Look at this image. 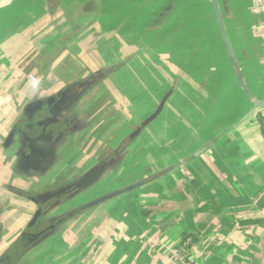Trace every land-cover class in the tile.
<instances>
[{"label":"crops","instance_id":"1","mask_svg":"<svg viewBox=\"0 0 264 264\" xmlns=\"http://www.w3.org/2000/svg\"><path fill=\"white\" fill-rule=\"evenodd\" d=\"M87 1L0 3V73L21 70L25 82L15 91L26 94L22 101L32 92L42 93L41 102L67 95L55 113L46 111L52 126L31 136L24 154L0 146V260L18 248L7 264H171L168 248L190 237L197 264H264V10L255 0H217L226 47L211 0H98L104 17L96 27L120 37L99 41V58L134 44L131 55L145 56L140 74L152 90L145 122L165 115L162 142L147 160L159 155L160 162L148 164L147 176L122 180L123 161L109 163L106 147L94 142L79 153L82 136L101 130L110 139L121 130L102 116L108 101L100 96L124 89L103 82L108 70L125 74L123 58L117 67L98 63L83 44L86 14L73 9ZM125 29H132L130 44ZM191 45L203 48L185 49ZM175 86L184 95L170 93ZM25 235L34 243H24Z\"/></svg>","mask_w":264,"mask_h":264},{"label":"rangeland","instance_id":"2","mask_svg":"<svg viewBox=\"0 0 264 264\" xmlns=\"http://www.w3.org/2000/svg\"><path fill=\"white\" fill-rule=\"evenodd\" d=\"M6 0H0L1 4H4ZM87 5V6H86ZM101 4L98 2V0H90L87 1L86 4H80L76 5V7L73 9L75 10L76 17H79L80 15H85L87 19L85 22H87V37L83 38L82 42L88 43V46L90 45V49L92 55H95L97 58V62H101L102 64L109 63L115 67L117 65H120V60L124 61V73L125 74H120V76L116 75L111 77V72L112 69L108 70L109 75L105 77L103 82L105 84H113L114 87L119 84L120 87L121 85L124 86L123 91H115L114 88L112 87V90L107 89L103 93L101 92L102 96H100L102 99L105 101H108L107 107H105L102 110V116L110 117L109 118V123L114 122V125L112 127L117 126V120L120 122V127L121 130L123 128L124 131H130L128 136H130L128 139H125L126 141H123L122 136L126 135V132H118L112 131L109 132L108 134L115 135L112 136L110 139H104V134L100 133L101 130H94V137L91 139L90 134L86 136V139L84 140V137L82 136L80 139H82V145L84 147L80 148V154L88 151L87 149L92 146V144L95 142V144H99L101 146L102 150L106 147L108 149V155L107 158H109V163H116L117 160L118 162H122L123 164V171L122 173L119 174V177L122 178V180H127L133 176H147L149 171H148V164L154 166L153 164L160 162V156H157V159H152L150 161H147L149 158V152L152 150H155L153 147L157 146V143L159 144L160 139L157 137H163L164 136V130H163V125H161V119L164 115H160V118L157 121L152 122L151 124L145 123L147 121L148 116H146L145 119L142 121H134L138 120L135 112H138V108H143L145 111L148 112V102H147V97L149 94H151L152 97V90L149 92L147 85H149V79L150 77H144V74H140L143 72V69L147 68V61L144 59V55H131V51L134 50L138 51L135 46H126L124 50H119L120 55H101V59L98 56V52L96 51V44L102 40L110 41L113 40V38L116 36L117 39H119V35H116V31H110V34H101L100 32L102 31L98 27H96V21L103 19V11L101 10ZM86 6V7H85ZM74 17V14H73ZM90 22V23H89ZM93 23V26L91 25ZM79 25V24H78ZM80 26V25H79ZM84 27H79L75 26V28L72 31H80ZM111 30V29H110ZM132 29H125V42L127 43H132V38L133 35L129 31ZM90 31V32H89ZM135 35V34H134ZM115 41V40H114ZM120 41V40H119ZM143 45V43H141ZM84 46V45H83ZM139 51L143 53L145 51L144 47L141 48ZM135 54V53H134ZM19 60H14L13 65H16L14 67H22L20 65V58L19 56L17 57ZM26 61V60H25ZM126 63V64H125ZM146 63V64H145ZM101 66V65H100ZM103 67V66H102ZM101 67V68H102ZM121 67V68H122ZM15 68V69H16ZM121 68L119 67V72H121ZM12 69V68H11ZM5 69H2V71ZM117 70V69H116ZM1 71V72H2ZM115 71V70H114ZM11 72V73H10ZM17 74L15 73L14 68L11 71H8V73L5 75L4 72L0 73V117H3L0 121V146L4 147H10L14 148L16 153H18V156L24 154V150L27 148V143L30 139L31 136H34L36 132H39L40 127L37 125L38 117L44 116L46 113L42 112L39 110V113L35 110L34 112H30L31 114L28 113V107H31L30 105L32 103L41 101L42 99H37L36 96L37 94L34 92L28 93L30 97L26 101H22V97L25 96L26 94L23 92H20V90L17 92L15 91V88H21L22 85H24L25 82V77H22L21 75V70L17 69ZM122 75V76H121ZM111 77V78H110ZM98 78V77H97ZM154 78V77H153ZM156 78H160L161 82L164 83V77L158 76ZM109 79V80H108ZM15 80L13 82V86L10 85L11 81ZM14 83H16L14 85ZM117 83V85H116ZM151 87L155 86L154 82L151 81ZM140 84L143 86L141 89L145 90H139ZM176 91H171L170 93L174 94H183L184 92L181 90L180 86H175ZM103 89V88H102ZM76 91L80 92L79 89H76ZM73 93V92H72ZM75 93V92H74ZM159 97L163 96L164 92L163 91H158L157 92ZM25 94V95H24ZM77 94V93H76ZM153 94H156L155 91ZM35 95V96H34ZM39 96L42 95V93L38 94ZM43 98V97H42ZM159 98V99H160ZM133 99V100H132ZM158 99V100H159ZM138 107V108H137ZM46 111L48 109H45ZM100 116V115H99ZM63 120L61 121V123ZM136 122V123H135ZM116 123V124H115ZM41 126V125H40ZM99 125L96 126V128ZM62 126L60 125V128ZM99 129V128H98ZM101 129V127H100ZM110 129V128H109ZM20 132V133H19ZM140 133V136L137 137ZM111 133V134H110ZM117 133V134H116ZM157 133V134H155ZM98 138H96V137ZM109 136V137H110ZM93 140V141H92ZM125 144L123 145V143ZM11 142V145L10 143ZM9 143V144H8ZM20 145V148H16L18 144ZM122 143V144H121ZM123 145V146H122ZM97 151V147H95ZM105 148V149H106ZM20 149V150H19ZM102 153V152H101ZM101 153H98L95 157L102 156ZM94 157V158H95ZM104 157V156H102ZM68 171H66L67 173ZM64 174V173H63ZM120 180V178H118ZM128 187V186H127ZM71 190H65L64 192L61 193V195H66V193L72 194V192H75L76 189L73 186L70 188ZM121 190V189H120ZM14 193L20 194L22 192V196L24 197H32V193H29V191H21L20 189L13 188ZM29 193V194H27ZM27 194V195H26ZM43 218V219H42ZM39 221L38 223L39 226L36 229H40L43 227V223H45L46 216L43 215V213L39 216ZM42 225V226H40ZM26 238L24 243L27 245H31L34 243L35 237H29L28 235H25ZM29 240H28V238Z\"/></svg>","mask_w":264,"mask_h":264},{"label":"built area","instance_id":"3","mask_svg":"<svg viewBox=\"0 0 264 264\" xmlns=\"http://www.w3.org/2000/svg\"><path fill=\"white\" fill-rule=\"evenodd\" d=\"M255 2L258 10H264V0H255ZM258 114L264 139V107L259 109ZM192 249V239L190 237H185L178 243V245L168 248L167 259L171 264H197L192 255Z\"/></svg>","mask_w":264,"mask_h":264},{"label":"flooded vegetation","instance_id":"4","mask_svg":"<svg viewBox=\"0 0 264 264\" xmlns=\"http://www.w3.org/2000/svg\"><path fill=\"white\" fill-rule=\"evenodd\" d=\"M61 96H62V98L59 97L61 101L65 97H67L66 93L62 94ZM60 102L58 100H57V102L54 101L53 98L52 99L43 100L41 102V104L34 105L32 107H28L27 108L28 109V113L31 114L30 112H34L35 110L37 111V113H39V110L46 113V110L45 109H48V111H50L52 113H55L56 110H58V107H59L58 105H59ZM52 121H53V119H48V118L46 120V118H44V116L38 117V121H37L38 123H37V125L40 127V130L39 131H42L44 129V127L47 126V124L53 123ZM49 126H52V125L49 124Z\"/></svg>","mask_w":264,"mask_h":264},{"label":"trees","instance_id":"5","mask_svg":"<svg viewBox=\"0 0 264 264\" xmlns=\"http://www.w3.org/2000/svg\"><path fill=\"white\" fill-rule=\"evenodd\" d=\"M201 48H203L202 45L201 46L191 45V46L186 47L185 49L188 51H194V50L201 49ZM138 109H139L138 112L137 111L135 112L137 117H134V118H139L140 121H142L143 119L146 118V116H148V113L145 112V109H143V108H138ZM61 198L63 199L64 197H61ZM42 212H43V210H42ZM38 221H39V219H38ZM38 221H37V223H38ZM37 223L34 224L30 228V232L34 231V229L37 227ZM38 224H40V223H38ZM17 250H18V248H16V252H13L12 254H8L7 257H3L2 260H0V264H7L9 260L10 261L15 260L17 258V256L19 255V251L17 252Z\"/></svg>","mask_w":264,"mask_h":264},{"label":"water","instance_id":"6","mask_svg":"<svg viewBox=\"0 0 264 264\" xmlns=\"http://www.w3.org/2000/svg\"><path fill=\"white\" fill-rule=\"evenodd\" d=\"M211 1H212V4H213V8H214V11H215V15H216V17H217V19H218V22L220 23V30H221V34H222V37H223V41H224V43H225V46L227 47V46H228V42H227L228 39H227V37H226V35H225L224 28H223V26H222V24H221V21H220L219 15H218L217 0H211ZM38 104H41V101H38V102L32 103L30 106L32 107V106H34V105H38ZM28 106H29V105H28ZM28 106H27V107H28ZM155 114H158V112H156ZM148 120H150V119H147L146 122H148ZM146 122H145V123H146ZM145 123H144V124H145ZM136 186H137V185H132V186L126 187V188H124V189L118 191V192L115 193V194H120V193H122V192H125V191H128V190H131V189H133V188L136 187ZM38 213H39V212H37L36 215L33 217L32 221H31L32 224L35 222Z\"/></svg>","mask_w":264,"mask_h":264}]
</instances>
